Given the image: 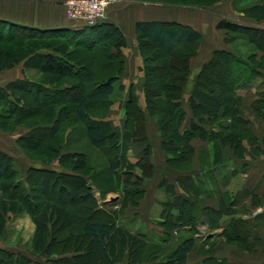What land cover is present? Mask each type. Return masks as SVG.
<instances>
[{"label": "trees", "instance_id": "trees-1", "mask_svg": "<svg viewBox=\"0 0 264 264\" xmlns=\"http://www.w3.org/2000/svg\"><path fill=\"white\" fill-rule=\"evenodd\" d=\"M209 1V5H213L219 0ZM171 5L185 7L191 4L178 2ZM195 6L205 8L201 5ZM243 13L259 22L264 21V3L246 8ZM3 28L11 35L8 33L6 37L3 36L0 42L16 43L23 53L18 57L9 49H1L0 71L13 69L21 61L36 57V62L41 63V73L46 76L48 82L41 87H34L33 91L37 95L43 94L46 100L53 101L45 107L49 114L54 112L55 104L63 101L64 95L82 87L84 91L78 94V98L71 105L75 120L86 127V135L93 147L98 150L113 149L110 156L111 169L117 173L119 182L126 175V182H131L130 185L133 186L125 190V195L141 196L144 192L141 187L144 178L136 176L133 168L139 167L145 172L154 166L148 155L144 158L142 156L137 163L128 162L125 150L127 142L137 138L135 131L139 127L143 140L148 141L145 130L148 114L130 92L126 103L129 107L132 106L131 113L127 112L130 129L126 128L125 132L118 131L106 119L113 106L115 85L124 72L126 62L122 48L126 45L127 38L119 26L105 21L79 30H37L0 22L1 33ZM217 28L226 32L227 42L244 35L256 44L264 41L262 29L244 27L227 20L220 21ZM16 32L19 35L13 37ZM136 34L142 51L152 48L159 54L155 57L146 56V67L142 69L148 79L160 85L159 92L152 87L155 86L153 81H150L152 85L149 81L142 84H146L147 109L149 116L155 118L161 131L164 152L177 154L179 157L176 158L187 160L195 151L192 141L202 139L213 142L216 162L223 160L226 146L232 147L238 156H243L246 152L243 142L255 144L257 138L252 134L250 123L242 118V99L237 92L247 85L248 79L255 76V66H250L228 51L215 52L213 58L203 65L196 76L189 97L193 118L186 122L187 113L183 106V97L192 76L190 63L198 55L202 35L191 26L164 21H140L136 25ZM78 36L86 39H79ZM100 45L103 51H96ZM91 57H95V60ZM164 58L167 59L162 62ZM246 75H249L247 80ZM64 79L65 84L57 86V83ZM140 82L141 80L138 85ZM24 85L16 81L0 88L3 100L12 105L15 111H21L23 105L11 90L24 91ZM119 88L125 90L123 85ZM253 105L264 117V92L260 93ZM227 119L231 122L224 124ZM55 121L57 124L67 122L59 116ZM55 128L54 134L52 132L48 139L39 141L37 147L46 149L52 161L58 160L61 169L33 168L26 178L27 184H24L17 177L19 172L14 168L13 159L0 153V170L3 168L6 172L5 175H0V241L5 236L10 216L28 213L36 226L30 252L39 261L34 263L27 256L0 249V264H19L21 259L22 264H43L41 259L50 264H187L189 254L197 248L196 238L188 237L173 246L170 243L172 235L187 227L196 231L198 223L202 220L212 228L219 227L223 216L230 213L225 208L215 211L200 205L201 200L196 197L200 194L202 183L184 186L190 196H195L194 201L178 196L176 187L167 183L166 192L171 199L167 201L163 211V240L157 243L151 241L147 235L131 233L119 225L115 211H107L99 205L89 184L92 175L89 179L80 175L88 164L86 156L62 154L64 135L57 139L55 134L62 127ZM48 140L51 142L46 145ZM72 155L74 157H71ZM65 161H68V166ZM122 167L126 169L124 173H120L124 169ZM178 171L184 172L186 169ZM40 173L50 176L47 180H52L54 191H64L65 185H58L62 180L68 182L74 179L84 187L86 193L79 195L82 202L74 213L64 203L43 194L41 187L31 185L30 182L42 179ZM74 187L76 195L80 194L78 187ZM41 195L46 196V199L40 197ZM73 198L71 196L72 200ZM224 236L232 243L241 240L244 242L245 238H248L246 223L242 220H232L227 224ZM207 252L210 255L211 251ZM206 263L229 264L226 260L218 261L215 258L208 259Z\"/></svg>", "mask_w": 264, "mask_h": 264}, {"label": "rangeland", "instance_id": "rangeland-1", "mask_svg": "<svg viewBox=\"0 0 264 264\" xmlns=\"http://www.w3.org/2000/svg\"><path fill=\"white\" fill-rule=\"evenodd\" d=\"M67 1L68 0H66V2ZM230 1L231 0H219L216 2V5L217 7H221L220 11L222 14L226 15L225 18L235 22H244L245 20L243 19L247 17L246 15H237V17L236 14L230 13V11H228V7L226 6H228V2ZM234 1V8L237 11H242L245 10L246 7H249V2L247 0ZM125 2H133L137 5L148 4L152 6L153 8L151 11L153 15L151 17L155 15H160V13H163L162 11H164L165 8L166 10H168V13H170L171 15H175L177 12L176 8H188L191 10L206 9L208 11L210 10V7H213L215 5H209V0H125ZM178 2H184L185 4L191 5L185 7L171 5L177 4ZM163 3H167L169 5H164ZM195 5L205 6V8H201ZM64 7L65 14L67 17L66 3ZM67 19L69 18L67 17ZM78 26V30L85 28L82 25ZM2 31L3 33L0 32V40L3 36L6 37L9 33L7 30L5 31L4 28ZM16 33L15 35L13 34V37H17L19 35L18 32ZM8 35H11V33H9ZM78 38L83 39L84 37L78 36ZM134 39V42L128 41L127 39L126 45L122 48V51L126 57L125 68L120 80L115 85V93L112 96L113 106L111 107L106 119L118 131L125 132L126 128L130 129V123H128L129 116L127 117V112L129 114L131 113L132 106L129 107L128 105H126L127 99L130 97V92L133 93L135 99H137L146 114H148V119L145 124L146 136L148 138V141L146 142V139L143 140V135L141 134L140 130L141 128L139 127L135 131L137 138L129 140L127 142L125 150V158L126 160H128V162L133 163V161H135L139 155H142L143 158L148 155L152 165L154 166L152 169H146L145 172L139 167L133 168V172L136 176H143L144 178L143 182L141 183V187L144 189V192L141 196L134 197L132 195H125V190L130 189L133 186L130 185L132 184L131 182H126V180L128 179L126 175L123 176V178L119 182L118 177H116L117 173L115 174V172H113V169H111L110 156L112 155L113 149L108 148L105 150H98L93 147L86 135V127L75 120V115L73 110L71 109V105L78 98V94L84 91L82 87H79L78 89H75L74 91L64 95L63 101L59 104H55L54 112L52 114L48 113L45 107L49 106V103H52L53 101L46 100L43 94L39 93L37 95L36 92L33 91L34 87H41L44 83L48 82L46 76L41 73V63L38 64V62H36V57H30L25 61H21L13 69L0 71V88H5L7 85L12 84L16 81L25 84L24 91L20 92L19 90H11L13 95L18 99V102L23 105V109L21 111H15L13 106L3 100L2 94H0V153H4L13 159L14 168L19 172V175L17 177H19V179L22 180L24 184H27L26 178L28 175H30L31 169L33 168L46 167L49 169H61L58 160L52 161V157L46 149H39L37 147L39 145V141L48 139L49 134H51L52 132L54 134V131L56 129L55 127L61 126L62 128L55 134H57V139L64 135L62 154L73 153L74 156H86L88 168L86 167L82 172H80V175L87 177V179H89L90 175H92V179L89 180V184L92 187V193L95 194L99 205L101 207H104L107 211H115L118 214L119 221H125L127 225L133 226L135 228L149 230L148 237L150 238V240L153 242L160 243L163 240L164 235L161 232L160 227L158 226V219L160 218V213L164 211L167 201L170 200V196L166 192L165 187V184H167V181L169 179L166 180L165 177L167 176L170 179H173L175 177V172H177L178 169L183 168L189 171L193 170L196 158H199V166L201 167L202 171H204V173L208 172L210 164L207 159L208 152L205 153L203 152V150L199 152H196L195 150L192 153V156L187 158V160H185L186 158H176L179 157V155L177 154L174 155L164 152L162 148L163 138L161 131L159 129V126L157 125L155 118L149 116L150 114L147 109L146 84H142V82L144 81H149V83L150 81H153L155 83V86L152 87L156 89L157 92H159L160 85H157L156 81L148 79V77L142 70L146 67V56L155 57V55L158 56L159 54H157L156 51L152 48H148L145 51H142L139 39L137 38V34ZM208 48V40H205L200 44L198 55L193 58L190 63L192 74L193 71L200 66V59L208 57ZM1 49H9V51H11L14 56L18 55V57L19 54L23 53V50L16 43L7 44V42H0V50ZM96 51H103L102 45L96 48ZM91 59L94 61L95 57H91ZM166 59L167 58H164L162 62ZM128 60L130 63H128ZM138 66H140L141 70L140 75L138 74ZM47 77L50 78L49 76ZM140 80L141 82L138 85ZM49 81L53 82L54 79H49ZM63 81H65V79L62 80V82H59L60 84L57 83V86L64 85L65 82ZM193 83L195 85V82ZM120 85L125 86V90H121L119 88ZM150 85L152 84L150 83ZM29 88H31V90ZM154 113H156V110H154ZM58 116L60 118L62 117L63 119L65 118L67 122L65 121L63 123L61 122L57 124L55 119ZM14 124L18 125L16 126ZM164 134L166 135V132ZM29 140L31 141L29 142ZM49 141L51 142V140H48L46 142V145H48ZM74 156L72 155L71 157ZM51 161V164H47ZM65 162V165L68 166V161ZM146 163L148 162L146 161ZM125 170V168L122 169L120 173H124ZM5 173V170L1 168L0 175H5ZM40 176L42 177V179L38 178L34 180V182H30L31 185H37L38 187H41L40 190H42L43 194L49 196L50 198L56 201L64 203L74 213V210L77 209L82 202V197H80L79 195H83L86 193L84 191V187L81 186L78 181H74V179L69 180L68 182L62 180L60 183H58V185H65L64 191L59 192L58 189L54 191V185L52 180H47V177L49 178L50 176L43 175L41 173ZM131 177L130 179L132 180L133 177ZM74 186L78 187L80 194L76 195L77 191ZM96 187L98 188V190ZM201 190L208 192V179L205 180L203 187H201ZM7 193L8 192H6V194ZM8 194H10V191ZM46 196L41 195L40 197H44V199H46ZM71 196L74 197L73 200L71 199ZM0 197H2L1 194ZM109 201H111V203H109ZM263 206L264 205L255 207L251 212L252 215L254 216L255 211H257V209ZM77 215L78 217H80L79 214ZM19 225L20 227H23L22 222L17 221V218L15 216H10L7 224V232H9L10 234H15L17 232V226ZM181 235L182 237H186L192 235V233L189 234L186 232H182ZM22 239H25L23 231L21 234H19V236H17L16 242H9L7 244H16L17 246H20L22 249L21 253H25V251H30L31 247L28 246L26 243H23ZM210 244L211 248L209 250L211 251V253L210 255H207L206 259H203L199 250L190 255L189 263L205 264V262L211 258H215L218 261H228L227 258L222 259L224 251L227 247V244L224 239L217 238L215 241L210 242ZM199 245L202 246L201 241L199 242L198 246ZM239 247L240 246L238 243L237 245L233 244L231 248L232 252H236L238 255V252L240 251ZM54 248L56 249V247ZM217 251H219V255L216 254V256L214 254ZM41 262L43 264H50V262H47L44 259H41ZM18 263L22 264V259L19 260Z\"/></svg>", "mask_w": 264, "mask_h": 264}, {"label": "crops", "instance_id": "crops-1", "mask_svg": "<svg viewBox=\"0 0 264 264\" xmlns=\"http://www.w3.org/2000/svg\"><path fill=\"white\" fill-rule=\"evenodd\" d=\"M247 1L249 2V7L264 3L263 0ZM65 3L66 0H0V22L37 30L63 28L78 30L79 26L66 17L64 10ZM234 3V0L228 2V6H226L228 7V11L236 14V16L245 15L243 10L237 11L234 8ZM152 8L148 4L137 5L133 2L127 3L124 1L119 5L109 8L106 21L118 25L128 41L133 42L136 37V25L140 21L178 22L195 28L202 35V42L208 40V57L200 59L202 65L200 64L193 71L190 83L186 87L183 101L187 113L186 122L193 118L189 105L190 93L192 88H194L193 82H195V78L203 65L213 58L215 52L228 51L247 62L250 66H255L256 70V74L252 78L248 79L249 75H246L248 83L245 87L238 90L237 93L242 99V118L250 123L252 134L257 138V142L250 144L248 141H244L242 145L246 152L243 156H238L232 147L226 146L223 151V160L219 159L216 162L212 148L213 142L195 139L192 141V146L196 152L201 150L205 153L208 152L207 159L210 164L208 172L204 173L202 171L199 166L200 160L196 158L193 170L177 171L173 179L165 177L166 180L169 179L167 183L176 187L178 196L191 201H194L193 197L195 196H190L188 190L184 189V186L189 187V185H199L202 183L201 187H203L205 180L208 179V192L201 190L200 194L196 197L201 200L200 205L203 204L202 207H208L215 211L225 208L230 213L223 216L219 227L212 228L202 220L198 223L196 231L190 227L182 228L179 232L172 235L170 243L174 246L188 237L193 236L196 238L197 248L189 254L187 264H190V255L199 250L203 259H206L208 255L207 251L211 248L210 242L215 241L217 238L224 239L227 244L222 259L227 258L229 264H264V215L253 216L251 213L255 207L264 205V117L255 110L253 105L260 93L264 92V41L256 44L248 36L244 35L232 42H227L226 32L217 28V24L220 21L227 20L244 27H254L264 30V21L259 22L250 17L244 18V22L229 20L225 18V14L221 13V7H217L216 4L210 7L208 11L206 9L191 10L188 8H176L177 12L175 15L168 13V10L165 8L160 15L151 17L153 15ZM128 63H130L129 60ZM138 74H141L140 66H138ZM230 122V119L224 120V124ZM141 157L142 155H139L133 163H137ZM11 216H15L17 221L22 222L23 227L17 226L15 234L7 232L6 227L5 236L0 241V249L27 256L34 263H39L30 251L21 253L22 249L20 246L7 244L9 242H16L17 236L23 231L25 235V239H22L23 243L31 247L36 231V226L28 213L22 212ZM232 220H242L245 222L246 231L248 232V238H245L244 242L242 240L237 241L240 246L238 255L231 250L232 245H237V243L230 242L223 234L227 224ZM164 221L165 218L163 212H161L158 226L162 233L164 230L161 227V223ZM118 223L131 233L149 235V230L135 228L127 225L125 221L121 222V220ZM182 232L192 233V235L182 237ZM200 241L202 246H198ZM218 252L214 255H219ZM54 258H57V256H54Z\"/></svg>", "mask_w": 264, "mask_h": 264}, {"label": "built area", "instance_id": "built-area-1", "mask_svg": "<svg viewBox=\"0 0 264 264\" xmlns=\"http://www.w3.org/2000/svg\"><path fill=\"white\" fill-rule=\"evenodd\" d=\"M125 0H68L67 17L83 27H93L108 18V10ZM264 215V206L255 211L254 216Z\"/></svg>", "mask_w": 264, "mask_h": 264}, {"label": "water", "instance_id": "water-1", "mask_svg": "<svg viewBox=\"0 0 264 264\" xmlns=\"http://www.w3.org/2000/svg\"><path fill=\"white\" fill-rule=\"evenodd\" d=\"M112 201H113V199H112Z\"/></svg>", "mask_w": 264, "mask_h": 264}]
</instances>
